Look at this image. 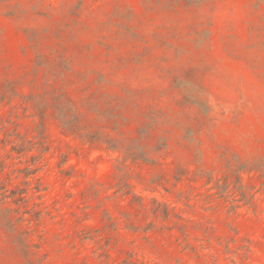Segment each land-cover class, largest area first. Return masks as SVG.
<instances>
[{
	"label": "rangeland",
	"instance_id": "374dc122",
	"mask_svg": "<svg viewBox=\"0 0 264 264\" xmlns=\"http://www.w3.org/2000/svg\"><path fill=\"white\" fill-rule=\"evenodd\" d=\"M0 264H264V0H0Z\"/></svg>",
	"mask_w": 264,
	"mask_h": 264
}]
</instances>
